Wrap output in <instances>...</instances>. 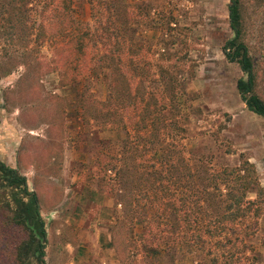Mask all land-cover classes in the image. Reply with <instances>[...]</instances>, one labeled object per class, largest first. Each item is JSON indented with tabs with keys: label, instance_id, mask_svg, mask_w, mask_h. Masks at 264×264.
I'll return each instance as SVG.
<instances>
[{
	"label": "rangeland",
	"instance_id": "obj_1",
	"mask_svg": "<svg viewBox=\"0 0 264 264\" xmlns=\"http://www.w3.org/2000/svg\"><path fill=\"white\" fill-rule=\"evenodd\" d=\"M228 1L126 0L139 12L133 24L139 59L160 63V52H179L185 92L164 135L174 165L152 166L137 155L115 197L98 191L96 161L101 150L122 155L124 131L87 126L77 115L73 86L60 87L57 72L26 70L18 30L0 37V159L25 176L38 196L45 264H211L204 251L182 242L190 229H203L213 210L214 202L204 200V170L247 158L264 188V118L246 108L236 89L245 76L222 51L232 36ZM248 2L246 38L264 93V4ZM74 8L76 18L91 23L87 0H75ZM39 52L50 57L46 45ZM91 85L96 97H105L101 78ZM22 236L19 228L6 227L0 212V264H13ZM246 243L240 253L245 262L264 264V213ZM148 247H157L158 257ZM216 264H224L221 256Z\"/></svg>",
	"mask_w": 264,
	"mask_h": 264
},
{
	"label": "trees",
	"instance_id": "obj_2",
	"mask_svg": "<svg viewBox=\"0 0 264 264\" xmlns=\"http://www.w3.org/2000/svg\"><path fill=\"white\" fill-rule=\"evenodd\" d=\"M74 1L0 0V37L18 30L24 39L26 70L57 72L60 87L73 86L77 115L87 126L124 131L122 155L101 150L96 161L100 172L98 191L115 197L124 169L137 155L152 166L174 165L164 135L169 116L178 114V98L185 92L179 79L184 60L178 59L179 52L167 56L160 52V63L139 59L133 26L139 14L136 4L126 0H87L90 23L76 18ZM248 1H228L232 36L224 41L222 51L245 76L237 79L236 89L246 108L264 118V93L257 83L256 62L246 38ZM253 1L264 4V0ZM43 45L50 51L49 58L39 55ZM100 78L106 85L104 98L96 97L91 87ZM177 121L171 120L184 130ZM149 152L152 154L147 157ZM203 173L200 181L204 200L208 206L214 202L213 210L207 214L203 229H190L182 242L191 251H204L211 264H216L220 256L224 264H247L240 253L257 232L264 213V188L256 167L245 158L237 165L205 169ZM0 212L6 227L19 228L23 234L14 246L13 264H45L46 228L38 196L29 189L25 176L1 159ZM148 250L158 257L157 247ZM214 250H220V256ZM197 264H203V260Z\"/></svg>",
	"mask_w": 264,
	"mask_h": 264
}]
</instances>
